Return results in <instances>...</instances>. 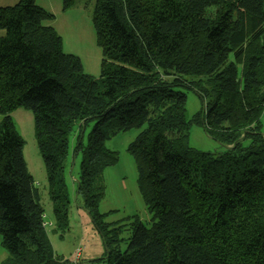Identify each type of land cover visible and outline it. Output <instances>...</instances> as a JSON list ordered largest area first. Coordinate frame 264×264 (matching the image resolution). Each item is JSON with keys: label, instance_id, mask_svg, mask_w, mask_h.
<instances>
[{"label": "trees", "instance_id": "1", "mask_svg": "<svg viewBox=\"0 0 264 264\" xmlns=\"http://www.w3.org/2000/svg\"><path fill=\"white\" fill-rule=\"evenodd\" d=\"M54 20L36 0L0 8L3 264H68L53 252L9 116L20 107L35 117L60 231L68 227L69 138L76 125L82 134L95 124L87 144L79 136L75 148L82 154L77 193L103 239L106 264H264V0H96L99 78L64 52ZM186 90L202 102L189 121ZM192 126L224 150L191 147ZM143 128L128 152L150 220L107 224L99 210L104 173L119 156L106 142Z\"/></svg>", "mask_w": 264, "mask_h": 264}, {"label": "rangeland", "instance_id": "2", "mask_svg": "<svg viewBox=\"0 0 264 264\" xmlns=\"http://www.w3.org/2000/svg\"><path fill=\"white\" fill-rule=\"evenodd\" d=\"M19 2L20 0H0V8L12 7ZM36 4L55 16V20L50 25H53L61 36L64 52L80 57L85 73L93 78H99L103 53L98 46L93 23L96 0H74L67 9L64 8V0H36ZM4 35L5 32L0 31V37ZM186 94V118L189 121L202 109V102L196 92L186 90ZM9 116L24 141L25 163L39 191V202L45 211L47 234L54 254L68 261V264H106L102 260L107 254L103 239L92 224L89 214L83 208L82 198L77 193L82 154H76L75 148L79 136L82 137L83 144H87L88 136L95 124L89 123L82 134L79 133V126L76 125L69 138V155L63 174L68 200V227L60 231L56 224L46 166L36 137L34 114L20 107L13 110ZM4 117L0 114V125ZM260 119L264 133V111ZM144 128L121 132L106 142L107 149L118 153L119 156V161L108 167L104 173L106 193L99 210L105 216L104 220L107 224L126 225L128 218L134 216H139L144 224L150 220L138 187L137 166L128 152L130 143ZM190 146L209 153H220L224 150L217 141L206 135L203 128L198 126L191 127ZM125 229L122 237L125 242L121 247L123 251L127 249L126 243L130 237V228L127 226ZM80 249L82 253L78 258ZM8 257L9 253L3 247L0 235V264H3Z\"/></svg>", "mask_w": 264, "mask_h": 264}, {"label": "built area", "instance_id": "3", "mask_svg": "<svg viewBox=\"0 0 264 264\" xmlns=\"http://www.w3.org/2000/svg\"><path fill=\"white\" fill-rule=\"evenodd\" d=\"M82 249L78 250V258L81 257Z\"/></svg>", "mask_w": 264, "mask_h": 264}]
</instances>
